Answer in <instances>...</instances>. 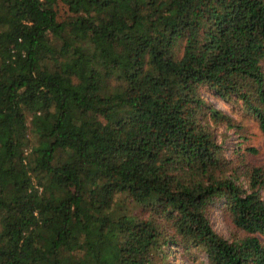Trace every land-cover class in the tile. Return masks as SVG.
Returning <instances> with one entry per match:
<instances>
[{"label":"trees","instance_id":"1","mask_svg":"<svg viewBox=\"0 0 264 264\" xmlns=\"http://www.w3.org/2000/svg\"><path fill=\"white\" fill-rule=\"evenodd\" d=\"M203 89L264 136V0H0V264H264Z\"/></svg>","mask_w":264,"mask_h":264},{"label":"rangeland","instance_id":"2","mask_svg":"<svg viewBox=\"0 0 264 264\" xmlns=\"http://www.w3.org/2000/svg\"><path fill=\"white\" fill-rule=\"evenodd\" d=\"M201 94L205 101L231 119L232 127L219 125L215 128L217 142L223 147L224 155L230 158L238 155L246 162L264 168V136L260 133L254 117L234 100H222L206 89ZM247 147L254 151H247ZM217 207L216 205L210 212V224L224 238L233 239L238 233L222 219ZM262 240L264 243V238Z\"/></svg>","mask_w":264,"mask_h":264}]
</instances>
